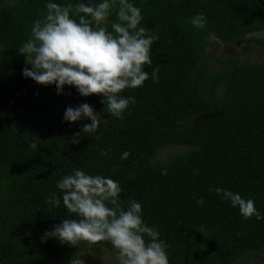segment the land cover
<instances>
[{
    "label": "trees",
    "instance_id": "16d2710c",
    "mask_svg": "<svg viewBox=\"0 0 264 264\" xmlns=\"http://www.w3.org/2000/svg\"><path fill=\"white\" fill-rule=\"evenodd\" d=\"M46 2L0 0V264H64L81 251L82 245L41 241L54 225L75 218L62 203L52 208L45 202L74 169L117 181L123 205L139 202L143 220L168 244L169 264L261 259L264 220L245 219L214 189L253 200L264 215V64L236 62L233 51L212 56L208 49H264L263 39L250 37L264 31V0H133L142 26L159 39L151 46L152 65L145 66L149 79L121 93L135 98L122 120L104 112L101 96L82 97L68 86L58 95L55 85L22 76L30 66L18 49ZM197 13L207 18L203 29L190 22ZM110 21H116L115 10ZM212 60L222 68L210 71ZM82 103L107 121L74 144L90 121L62 118L67 107ZM163 146L188 151L153 164ZM101 150L108 155L99 156ZM126 151L130 155L121 159Z\"/></svg>",
    "mask_w": 264,
    "mask_h": 264
},
{
    "label": "clouds",
    "instance_id": "9594fccd",
    "mask_svg": "<svg viewBox=\"0 0 264 264\" xmlns=\"http://www.w3.org/2000/svg\"><path fill=\"white\" fill-rule=\"evenodd\" d=\"M44 7L46 11L32 22L28 39L18 49L30 66L22 70V76L38 85H55L58 95L68 86L82 97L101 96L104 112L124 119L135 98L121 93L141 87L149 79L145 66L152 65L151 46L159 39L142 26L141 9L133 0H77L63 5L47 0ZM113 10L115 22L110 21ZM190 22L195 29H203L207 18L197 13ZM155 75L154 69L152 76ZM102 115L87 103L67 107L63 122L90 121L74 135L72 143L79 142L82 132L95 133L107 121L101 119ZM29 148L37 151L38 145L31 142ZM98 155L104 157L108 153L101 150ZM129 155L124 152L121 159ZM55 187L59 191L50 193L46 204L59 208L62 203L66 214L75 218L54 225L41 237L42 242L55 239L76 249L84 242L91 246L107 242L114 251L116 264H169L167 242L143 220L139 202L130 200L127 205L122 204V189L117 181L74 169L62 176ZM214 191L230 201L233 208L238 207L245 219L254 216L257 221L264 220L253 200L230 190ZM196 203L202 207L204 200ZM86 254L77 251L68 264H85Z\"/></svg>",
    "mask_w": 264,
    "mask_h": 264
},
{
    "label": "rangeland",
    "instance_id": "374dc122",
    "mask_svg": "<svg viewBox=\"0 0 264 264\" xmlns=\"http://www.w3.org/2000/svg\"><path fill=\"white\" fill-rule=\"evenodd\" d=\"M251 38H259L264 40V31L255 33L250 36ZM213 41L218 42L215 38ZM233 51L236 53L234 56V60L236 62H242L245 59H248L251 62L262 63L264 64V49L260 46L251 44V51L249 53L243 54L240 47L235 49H230L224 47L222 44L218 47H212L208 49V52L212 56L216 57H227L230 56L229 52ZM210 71L214 72L220 68H222L218 63L214 60L210 63ZM188 151L186 146H163L161 147L154 159L153 164L165 165L171 162V160L178 155H182ZM81 251L86 254L83 259L85 264H116V258L114 251H110V249L104 246V242H99V245L91 246L87 245L86 242L82 243ZM102 245V246H100ZM261 259H254L249 257H243L238 260L235 264H264V254H262ZM68 264V263H64Z\"/></svg>",
    "mask_w": 264,
    "mask_h": 264
}]
</instances>
